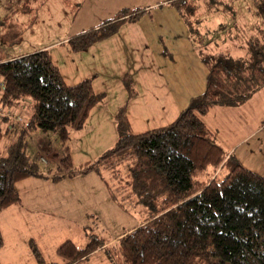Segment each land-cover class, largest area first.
<instances>
[{"label":"rangeland","instance_id":"1","mask_svg":"<svg viewBox=\"0 0 264 264\" xmlns=\"http://www.w3.org/2000/svg\"><path fill=\"white\" fill-rule=\"evenodd\" d=\"M68 1L0 0V61L46 49L66 84L90 77L92 91L102 93L82 126L69 127L64 140L54 132L30 131L26 154L43 174L63 177L46 187L17 184L24 204L0 211V264H37L31 246L45 263L59 262L55 250L65 240L77 248L90 238L113 243L138 227L140 206L119 209L99 177L83 173L116 142L115 113L125 107L132 133L170 124L205 89L207 71L200 54L205 43L211 42L206 52L242 55L262 22L258 4L263 0H195L197 34L190 33L173 7L164 4L157 12V3L164 0ZM154 6L84 51L72 52L64 44L121 8ZM17 109L24 118L30 114L26 102ZM202 119L227 156L264 176V87L236 106L210 107ZM66 155L68 167L60 163ZM79 264L108 262L97 250Z\"/></svg>","mask_w":264,"mask_h":264},{"label":"trees","instance_id":"2","mask_svg":"<svg viewBox=\"0 0 264 264\" xmlns=\"http://www.w3.org/2000/svg\"><path fill=\"white\" fill-rule=\"evenodd\" d=\"M166 3L197 34L195 0ZM258 5L262 22L243 45L244 54L206 52L211 42L205 43L200 51L205 89L173 122L132 133L120 107L114 115L116 142L84 168L83 173L99 177L119 209L140 206L141 224L113 243L90 238L77 248L65 240L55 250L59 262L49 264H79L97 250L108 264H264V176L227 156L202 119L210 107L236 106L264 87V0ZM146 13L143 7L121 8L64 44L72 52L84 51ZM123 82L130 90L127 75ZM100 97L90 77L66 84L46 49L0 61V211L21 205L18 181L57 183L63 177L43 174L26 154L30 131L54 132L64 140L69 127L82 126ZM24 102L30 109L27 118L17 112ZM60 163L68 167V155ZM31 252L37 264H48L34 246Z\"/></svg>","mask_w":264,"mask_h":264},{"label":"crops","instance_id":"3","mask_svg":"<svg viewBox=\"0 0 264 264\" xmlns=\"http://www.w3.org/2000/svg\"><path fill=\"white\" fill-rule=\"evenodd\" d=\"M164 4H167L166 3V0H164L163 1V4H160V3H157V7L159 8L158 9V11L157 12H160L161 13V8H163L162 6L164 5ZM167 5H169V4H167ZM156 6H154V7H143V8H145V9H149L150 10V8H154V10H156ZM170 6V5H169ZM146 14H148V13H146ZM178 14V13H177ZM145 15V14H144ZM179 16V15H178ZM180 17V16H179ZM182 20V19H181ZM183 21V20H182ZM184 23V22H183ZM185 24V23H184ZM207 71V70H206ZM207 74V73H206ZM47 182H50V181H48V180H41V179H32V178H26V179H23V180H20V181H18L17 183H15V189H16V191H17V193L19 194V197H20V200H21V203L22 204H24V202H23V194H22V192L21 191H19L18 189H17V184L18 183H24L25 185H28V186H31V185H33V186H44V187H46V185L45 184H47Z\"/></svg>","mask_w":264,"mask_h":264}]
</instances>
